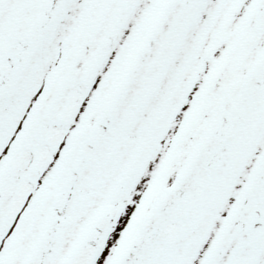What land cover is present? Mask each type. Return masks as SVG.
<instances>
[{
	"label": "snow or ice",
	"instance_id": "1",
	"mask_svg": "<svg viewBox=\"0 0 264 264\" xmlns=\"http://www.w3.org/2000/svg\"><path fill=\"white\" fill-rule=\"evenodd\" d=\"M0 264H264V0H0Z\"/></svg>",
	"mask_w": 264,
	"mask_h": 264
}]
</instances>
